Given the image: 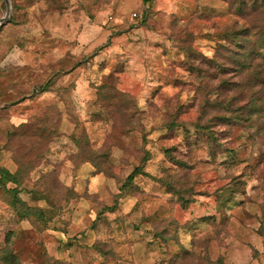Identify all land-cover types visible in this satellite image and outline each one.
I'll return each mask as SVG.
<instances>
[{
	"label": "rangeland",
	"instance_id": "obj_1",
	"mask_svg": "<svg viewBox=\"0 0 264 264\" xmlns=\"http://www.w3.org/2000/svg\"><path fill=\"white\" fill-rule=\"evenodd\" d=\"M10 4L0 264H264V0Z\"/></svg>",
	"mask_w": 264,
	"mask_h": 264
},
{
	"label": "water",
	"instance_id": "obj_2",
	"mask_svg": "<svg viewBox=\"0 0 264 264\" xmlns=\"http://www.w3.org/2000/svg\"><path fill=\"white\" fill-rule=\"evenodd\" d=\"M4 1L6 3V6H7V14H6L5 18L0 20V27H2L10 19V11H11L10 0H4Z\"/></svg>",
	"mask_w": 264,
	"mask_h": 264
},
{
	"label": "built area",
	"instance_id": "obj_3",
	"mask_svg": "<svg viewBox=\"0 0 264 264\" xmlns=\"http://www.w3.org/2000/svg\"><path fill=\"white\" fill-rule=\"evenodd\" d=\"M110 20H113V17L112 16H110Z\"/></svg>",
	"mask_w": 264,
	"mask_h": 264
}]
</instances>
